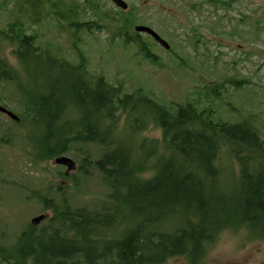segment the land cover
<instances>
[{"label": "trees", "instance_id": "1", "mask_svg": "<svg viewBox=\"0 0 264 264\" xmlns=\"http://www.w3.org/2000/svg\"><path fill=\"white\" fill-rule=\"evenodd\" d=\"M79 1H15L17 17L0 29V45L12 48L19 67L0 56V84H14L26 101L15 123L31 132L32 164L63 156L73 143L103 149L93 164L111 190L108 205L89 210L44 197L48 225L29 224L13 246L0 247V264H166L182 256L197 264L221 231L264 229V137L255 126L214 120L212 110L192 102L163 104L141 89L128 93L93 76L82 50L72 63L30 34L51 18L68 25L77 48L80 33L101 27L83 16L108 17L95 0ZM122 27L115 37L151 58L142 36ZM151 126L161 129V140L142 137ZM225 148L239 166L231 191L219 161Z\"/></svg>", "mask_w": 264, "mask_h": 264}, {"label": "rangeland", "instance_id": "2", "mask_svg": "<svg viewBox=\"0 0 264 264\" xmlns=\"http://www.w3.org/2000/svg\"><path fill=\"white\" fill-rule=\"evenodd\" d=\"M15 1L0 0V29L17 17ZM95 1L99 14L108 17L98 21L88 11L84 20L101 27L80 33L77 48L68 25L51 18L34 26L30 34L38 37L43 48L50 46L54 55H63L72 63L78 60V49L82 50L93 76L123 85L128 93L141 89L163 104L192 102L212 110L214 120L247 121L264 137V0H124L127 11L111 0ZM122 26L131 34L136 33V26L150 27L170 49L141 34L153 55L147 58L115 37ZM11 50L0 45V56L19 67ZM0 105L20 116L26 101L14 84H0ZM75 114L70 110L68 117ZM119 123L120 130L124 129V116ZM30 133L28 127L0 113V247L13 246L34 217L46 214L50 218L52 212L45 210L44 197L56 204L66 200L73 208L101 210L108 205L111 190L93 164L103 154L99 145L73 143L63 156L76 162L77 169L68 172L55 160L32 164ZM143 136L161 140L162 131L151 126ZM219 161L231 191L237 183L238 163L226 148ZM152 174L147 168L144 177ZM47 220L37 228L46 227ZM249 227L221 231L207 244L206 254L197 264H263L264 229L262 225ZM166 264L194 263L182 256Z\"/></svg>", "mask_w": 264, "mask_h": 264}, {"label": "water", "instance_id": "3", "mask_svg": "<svg viewBox=\"0 0 264 264\" xmlns=\"http://www.w3.org/2000/svg\"><path fill=\"white\" fill-rule=\"evenodd\" d=\"M115 6H117L122 11L128 10V4L124 0H111ZM135 31L138 34H147L154 39L156 43L160 46L164 47L166 50L170 49V45L163 39L161 36L156 33L153 29L147 26H136ZM0 113L8 116L14 122H19L20 118L18 115L8 110L4 106L0 105ZM55 163L57 165L64 166L68 169V172L75 171L77 169L76 162H74L71 158L66 156H61L55 159ZM48 216L46 214H41L39 216L34 217L31 220V225L38 227L44 221H46Z\"/></svg>", "mask_w": 264, "mask_h": 264}]
</instances>
